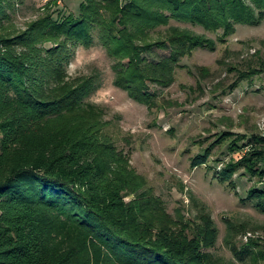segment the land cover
<instances>
[{
  "label": "trees",
  "instance_id": "1",
  "mask_svg": "<svg viewBox=\"0 0 264 264\" xmlns=\"http://www.w3.org/2000/svg\"><path fill=\"white\" fill-rule=\"evenodd\" d=\"M10 7L0 0V264H231L204 251L214 245L210 223L192 237L156 224L159 199L145 195L144 177L106 139L100 109L86 99L97 76L71 77L68 65L76 47L98 37L114 59L115 85L153 108V84L170 86L183 57L216 48L171 21L222 30L225 42L238 24L264 21V0H83L78 13L52 12L16 33ZM155 47L169 54L151 60ZM244 145L215 176L230 184L240 170L258 177L247 199L264 213V135ZM233 250L242 261L264 259L260 248Z\"/></svg>",
  "mask_w": 264,
  "mask_h": 264
},
{
  "label": "rangeland",
  "instance_id": "2",
  "mask_svg": "<svg viewBox=\"0 0 264 264\" xmlns=\"http://www.w3.org/2000/svg\"><path fill=\"white\" fill-rule=\"evenodd\" d=\"M11 32H21L52 12L78 13L83 0H8ZM191 28L216 42L215 49L198 48L182 58L170 86L153 84L157 95L153 108L139 103L114 83V59L97 37L91 46H78L68 65L71 77L96 75L97 87L86 99L98 106L103 134L125 157L136 173L144 177L142 189L159 199L157 225L189 236L210 223L214 245L204 251L217 262L255 264L242 261L233 248L247 253L250 246L264 250V213L248 199L249 189L259 178L240 170L234 182L215 176L232 159L248 148L244 144L255 134L264 135V21L258 25L238 24L222 42L223 31H207L191 23L171 21ZM168 50L155 47L146 53L159 61ZM257 71L256 73H253ZM227 136L220 139L222 135ZM240 150L231 148L235 138ZM209 151L206 164L195 167L193 158ZM129 194L127 200L134 198ZM256 264H264L259 258Z\"/></svg>",
  "mask_w": 264,
  "mask_h": 264
}]
</instances>
